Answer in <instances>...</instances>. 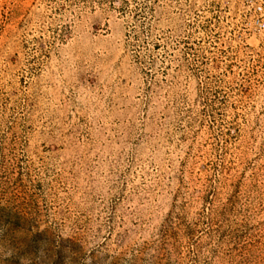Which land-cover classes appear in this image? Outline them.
Wrapping results in <instances>:
<instances>
[{
	"label": "rangeland",
	"instance_id": "rangeland-1",
	"mask_svg": "<svg viewBox=\"0 0 264 264\" xmlns=\"http://www.w3.org/2000/svg\"><path fill=\"white\" fill-rule=\"evenodd\" d=\"M264 0H0V264H264Z\"/></svg>",
	"mask_w": 264,
	"mask_h": 264
},
{
	"label": "built area",
	"instance_id": "built-area-1",
	"mask_svg": "<svg viewBox=\"0 0 264 264\" xmlns=\"http://www.w3.org/2000/svg\"><path fill=\"white\" fill-rule=\"evenodd\" d=\"M253 13L255 15V24L259 28L264 29V2L258 1L253 5Z\"/></svg>",
	"mask_w": 264,
	"mask_h": 264
}]
</instances>
